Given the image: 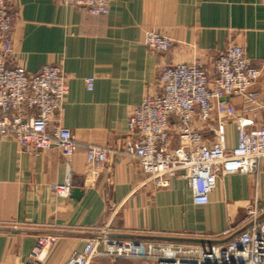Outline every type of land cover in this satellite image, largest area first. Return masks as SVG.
<instances>
[{"label": "crops", "instance_id": "1", "mask_svg": "<svg viewBox=\"0 0 264 264\" xmlns=\"http://www.w3.org/2000/svg\"><path fill=\"white\" fill-rule=\"evenodd\" d=\"M10 2L18 17L10 35L0 40V50L11 42L8 65L30 74L63 64L70 89L60 125L81 147L65 158L59 149L33 154L14 140L0 139V264H32L43 235L57 236L45 264H66L106 225L109 234L135 237L119 239L166 237L182 241L159 242L196 244L240 234L251 224L249 209L264 221V160L251 174L222 175L210 202L196 205L184 179L156 189L144 182L136 160L120 154L130 139L129 117L145 96L159 92L156 80L167 66L211 69L221 52L241 46L261 70L253 89L264 100V0H113L107 16H91L57 0ZM149 31L169 37L171 50L149 51L144 43ZM91 77L95 83L89 91L85 80ZM226 102L213 124L227 121L232 148L244 102L241 97ZM249 118L263 125L264 111ZM87 144L110 150L101 168L89 165ZM69 179L72 188L83 191L80 199L55 195L53 187ZM101 263L148 264L125 258Z\"/></svg>", "mask_w": 264, "mask_h": 264}, {"label": "built area", "instance_id": "2", "mask_svg": "<svg viewBox=\"0 0 264 264\" xmlns=\"http://www.w3.org/2000/svg\"><path fill=\"white\" fill-rule=\"evenodd\" d=\"M57 1L91 16H107L113 0ZM17 17L10 0H0L1 41L10 35ZM144 43L159 54L173 47V41L157 31L147 32ZM13 52L9 41L0 50V139L14 140L33 154L59 149L65 158L74 155L81 144L59 120L70 89L63 64L45 65L30 74L8 65ZM260 76L261 70L237 45L221 52L211 69L196 64L165 67L156 80L159 92L145 96L129 117L130 139L120 154L136 160L144 182L156 189L169 188L173 179L181 177L194 203L208 204L222 175L251 174L264 160V124L256 125L249 118L255 111H264V100L253 89ZM94 83V77L87 78V90H93ZM232 97L243 98L244 108L236 116V146L229 148L227 121L213 124V118L217 108H226L225 99ZM85 147L92 167L101 168L108 162V148ZM71 189L70 179L53 187L55 195L63 198ZM248 216L251 224L247 229L220 243L125 240L110 237L106 225L66 264H102L120 258L148 264H264V221L254 208L248 210ZM56 243L55 235L41 236L31 263L45 264Z\"/></svg>", "mask_w": 264, "mask_h": 264}, {"label": "water", "instance_id": "3", "mask_svg": "<svg viewBox=\"0 0 264 264\" xmlns=\"http://www.w3.org/2000/svg\"><path fill=\"white\" fill-rule=\"evenodd\" d=\"M230 98H226L225 101H228ZM70 195L76 199H80L83 195V191L80 190L79 188H72L70 191ZM95 236H99L100 233H96L93 234ZM110 237L113 238H118V237H122V238H135L134 236H128V235H115V234H109ZM139 240H157V241H182V240H178L175 238H166V237H138ZM229 240V239H228ZM226 240V241H228ZM196 243H216L214 241H209V240H194ZM225 241V242H226Z\"/></svg>", "mask_w": 264, "mask_h": 264}, {"label": "rangeland", "instance_id": "4", "mask_svg": "<svg viewBox=\"0 0 264 264\" xmlns=\"http://www.w3.org/2000/svg\"><path fill=\"white\" fill-rule=\"evenodd\" d=\"M142 241H144V240H142ZM154 242H159V241H154Z\"/></svg>", "mask_w": 264, "mask_h": 264}]
</instances>
